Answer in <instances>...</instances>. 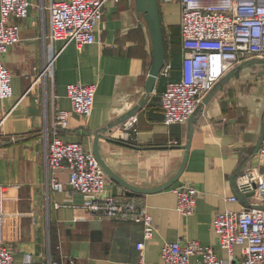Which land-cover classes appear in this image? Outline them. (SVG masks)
I'll use <instances>...</instances> for the list:
<instances>
[{"label": "crops", "instance_id": "0c3cea01", "mask_svg": "<svg viewBox=\"0 0 264 264\" xmlns=\"http://www.w3.org/2000/svg\"><path fill=\"white\" fill-rule=\"evenodd\" d=\"M51 1L61 0H29L26 17L17 19L21 40L0 53L12 74V96L0 98V238L10 246L14 263L20 264L24 253L45 262H138L135 243L142 238L140 222L93 217L83 207L82 194L69 186L67 168L55 170L62 190L50 184L45 133L57 108L71 110L66 84L80 81L96 83L94 106L87 117L70 112L59 137L80 142L92 153L96 141L108 168L127 183L144 188L166 183L179 170L186 153L183 145L188 143L181 176L166 188L142 194L155 225L143 249L145 263L163 264L164 242L189 239L210 245L219 258H226L227 251L219 248L212 230L213 216L254 201L251 196L236 202L225 197L235 194L236 175L258 162L257 148L264 139V61L251 57L218 79L186 123H165L159 94L166 78L159 76L147 90L151 38L136 0H108L94 32L95 42L80 48L50 38ZM168 3H159L165 62L177 79L182 57L180 15L168 12L164 8ZM173 34L178 42L170 47ZM52 55H56L53 75L37 80ZM128 114L137 118L131 140L120 131V120ZM110 124H115L111 131L103 129ZM185 181L199 191L195 210L186 217L176 210L175 192ZM107 191L135 192L108 174Z\"/></svg>", "mask_w": 264, "mask_h": 264}, {"label": "built area", "instance_id": "2783aa9c", "mask_svg": "<svg viewBox=\"0 0 264 264\" xmlns=\"http://www.w3.org/2000/svg\"><path fill=\"white\" fill-rule=\"evenodd\" d=\"M108 0H61L49 5L51 39L74 42L77 48L95 42L98 26ZM118 1V0H115ZM159 3L179 2L182 57L180 75L172 76V66L165 62L160 76L166 78L159 94L165 123H186L196 111L202 96L216 81L237 65L259 57L264 61V0H158ZM29 0H0V53L21 40L20 23L26 17ZM56 55L47 57L37 80L53 75ZM11 71L0 60V98L12 96ZM36 81H34L35 83ZM29 90V89H28ZM96 83L71 82L66 84V95L71 110L57 108L54 122L45 133V167L52 171L50 184L62 190L55 170H69V186L83 196L84 208L96 219H111L142 224V238L135 243L139 253L137 264H146L143 249L152 238L155 225L147 213L143 195L112 194L107 191V174L95 154L80 142L63 141L61 133L68 126L70 112L87 117L94 106ZM135 115L122 123L121 135L131 140L137 131ZM258 162L235 177L236 192L225 200H237V192H252L253 202L239 209H224L214 214L212 230L218 246L227 251L219 258L210 245L196 239L181 243L164 242L160 253L163 264H264V139L257 148ZM0 184V218L2 189ZM176 210L183 216L193 214L199 191L194 184L182 182L175 188ZM237 247L238 253L234 250ZM8 244L0 238V264H15ZM20 264H75L58 260H33L23 254Z\"/></svg>", "mask_w": 264, "mask_h": 264}, {"label": "water", "instance_id": "95a60500", "mask_svg": "<svg viewBox=\"0 0 264 264\" xmlns=\"http://www.w3.org/2000/svg\"><path fill=\"white\" fill-rule=\"evenodd\" d=\"M136 3H137L138 10L143 13V16H145V20H146L148 30L150 33V38H151L152 59H151V63L149 66L150 69H149L147 80H146L147 90L149 91V90H152L153 86L155 85L154 84L155 81L159 78L160 72L165 64V59H166V49L164 46V38H163V33H162V21H161V16H160V7H159L158 0H136ZM240 65L242 64L240 63L239 65H237L235 69L239 67ZM232 72L233 71L231 70L229 73H232ZM130 115L131 114L126 115L124 118L120 120V122H124L125 120H127ZM115 124L107 125L103 129L109 128L111 131L112 127H114ZM96 135L99 136L101 134L97 132ZM183 147L185 148L186 153L181 162V165L179 166L180 167L179 170L166 183L160 186H155L151 188H144V187H139L135 185L133 186L127 183L118 174L116 175L111 169L108 168V166L106 165L104 160L101 158L100 154L98 153L96 141H95L93 153L98 159L99 164L102 166V168L106 171V173L110 176L112 180H114L116 183L117 182L120 183L121 185L132 190L133 192L135 191L140 194H146V193H151L153 191L161 190L163 188L168 187L171 183H173L175 180H177L181 176L182 172L185 169L184 165L187 159L188 143H185ZM251 195H252V192H247L245 194L237 192L238 198L240 197L242 199L244 197L251 196Z\"/></svg>", "mask_w": 264, "mask_h": 264}, {"label": "rangeland", "instance_id": "374dc122", "mask_svg": "<svg viewBox=\"0 0 264 264\" xmlns=\"http://www.w3.org/2000/svg\"><path fill=\"white\" fill-rule=\"evenodd\" d=\"M168 12L173 13V15L177 16L179 14L180 11V4L179 2L175 1L172 3H168L165 7H164ZM177 25V24H176ZM167 29L169 31H171L170 28L167 27ZM236 251V253H238V249L237 247L234 249Z\"/></svg>", "mask_w": 264, "mask_h": 264}, {"label": "trees", "instance_id": "16d2710c", "mask_svg": "<svg viewBox=\"0 0 264 264\" xmlns=\"http://www.w3.org/2000/svg\"><path fill=\"white\" fill-rule=\"evenodd\" d=\"M170 47L172 46V44H174V46L177 44V38L175 36V34L170 36ZM166 45V40H164V46ZM171 49V48H170ZM172 50V49H171ZM173 68V67H172Z\"/></svg>", "mask_w": 264, "mask_h": 264}, {"label": "bare ground", "instance_id": "6f19581e", "mask_svg": "<svg viewBox=\"0 0 264 264\" xmlns=\"http://www.w3.org/2000/svg\"><path fill=\"white\" fill-rule=\"evenodd\" d=\"M63 1H64V0H63ZM86 44H90V43H86ZM83 45H85V44H83ZM83 45H81V46H83ZM81 46H80V47H81Z\"/></svg>", "mask_w": 264, "mask_h": 264}]
</instances>
